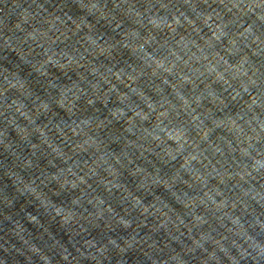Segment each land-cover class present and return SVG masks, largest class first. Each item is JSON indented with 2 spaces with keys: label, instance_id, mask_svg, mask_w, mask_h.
Returning <instances> with one entry per match:
<instances>
[{
  "label": "clouds",
  "instance_id": "clouds-1",
  "mask_svg": "<svg viewBox=\"0 0 264 264\" xmlns=\"http://www.w3.org/2000/svg\"><path fill=\"white\" fill-rule=\"evenodd\" d=\"M12 6L0 203L53 243L13 222L0 264H264V0Z\"/></svg>",
  "mask_w": 264,
  "mask_h": 264
}]
</instances>
